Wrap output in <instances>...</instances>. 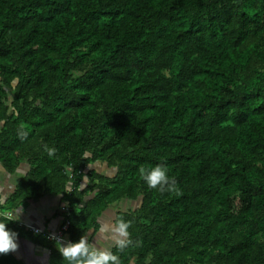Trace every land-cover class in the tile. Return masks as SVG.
<instances>
[{"label":"trees","instance_id":"16d2710c","mask_svg":"<svg viewBox=\"0 0 264 264\" xmlns=\"http://www.w3.org/2000/svg\"><path fill=\"white\" fill-rule=\"evenodd\" d=\"M22 165L0 222L49 264L5 215L45 195L73 242L137 203L121 264H264V0H0V168Z\"/></svg>","mask_w":264,"mask_h":264},{"label":"clouds","instance_id":"9594fccd","mask_svg":"<svg viewBox=\"0 0 264 264\" xmlns=\"http://www.w3.org/2000/svg\"><path fill=\"white\" fill-rule=\"evenodd\" d=\"M139 171L141 178L150 189L158 190L161 193L175 191V180H170L167 170L163 165H156L149 169L141 167ZM9 221L13 220L10 219ZM24 225L34 231L32 227L35 226ZM129 226L127 222L119 220L111 228L113 245L121 251L131 244V241L128 239ZM41 230L46 231L45 229ZM17 239L18 233L10 230L7 227V223L0 222V254H9L17 251L19 248ZM61 240L62 238L56 239V247L63 261H66L67 264H121L120 257L114 254L110 248H102L94 243H90L85 235H82L78 242L68 241L67 243H61Z\"/></svg>","mask_w":264,"mask_h":264},{"label":"rangeland","instance_id":"374dc122","mask_svg":"<svg viewBox=\"0 0 264 264\" xmlns=\"http://www.w3.org/2000/svg\"><path fill=\"white\" fill-rule=\"evenodd\" d=\"M27 166L22 165L16 170L14 174H7L0 168V194H2L1 202H3L11 191V184L17 181L21 175L25 172ZM95 169L100 172H109V169L100 162L92 163L88 166L87 170ZM137 203H133L128 200H123L120 203L109 206L101 215L100 223L101 227L99 231L93 236L91 243L96 244L102 248H110L113 246V239L111 234V228L114 225L113 217L117 210H127L130 208H135ZM59 197L58 196H48L45 195L39 199L26 201L22 206L17 207L12 216L17 219V214L19 218L17 219L20 223H30L35 225V227H43L46 231L54 230L59 225L63 219L62 209H61ZM2 208V206H1ZM32 226V225H30ZM19 245V242H17ZM30 251V250H29ZM19 250L15 251L19 256L21 255ZM23 256V254H22ZM21 258V256H20Z\"/></svg>","mask_w":264,"mask_h":264},{"label":"water","instance_id":"95a60500","mask_svg":"<svg viewBox=\"0 0 264 264\" xmlns=\"http://www.w3.org/2000/svg\"><path fill=\"white\" fill-rule=\"evenodd\" d=\"M17 242H22L24 245H28L31 250H34L36 257L35 260H30V262H27L25 259H22L25 264H49V254L50 250L46 247H42L39 244H34L32 241L18 237ZM17 258H20L18 254L15 252H12ZM22 258V257H21ZM20 258V259H21ZM1 264V263H0Z\"/></svg>","mask_w":264,"mask_h":264},{"label":"built area","instance_id":"2783aa9c","mask_svg":"<svg viewBox=\"0 0 264 264\" xmlns=\"http://www.w3.org/2000/svg\"><path fill=\"white\" fill-rule=\"evenodd\" d=\"M5 215L8 217H12V215L10 213H5ZM68 224H69V221L67 219H65L56 229H54L52 231H45L44 232L43 230H41L39 228H35V227H32V229L35 232L44 233L47 236V238L50 240L56 241V239L62 238L61 243H67L70 240L65 238L64 233L67 230Z\"/></svg>","mask_w":264,"mask_h":264},{"label":"flooded vegetation","instance_id":"af4514ba","mask_svg":"<svg viewBox=\"0 0 264 264\" xmlns=\"http://www.w3.org/2000/svg\"><path fill=\"white\" fill-rule=\"evenodd\" d=\"M35 244V243H34ZM41 246V245H40ZM43 247V246H42ZM28 249H31V248H29V246L28 245H24L22 242H19V248H18V250H19V252H20V254H21V259H25L26 260V258L24 257V256H22V254H25L28 258L30 257V256H32V254L31 253H29L28 251ZM27 251V252H26ZM18 252V253H19ZM35 258H37L36 256L34 257V259H32V257H30V260H35ZM27 261V260H26Z\"/></svg>","mask_w":264,"mask_h":264},{"label":"bare ground","instance_id":"6f19581e","mask_svg":"<svg viewBox=\"0 0 264 264\" xmlns=\"http://www.w3.org/2000/svg\"><path fill=\"white\" fill-rule=\"evenodd\" d=\"M28 250H30L28 252L32 254V256H30V257H32V259H34V257L36 256L35 252H33L34 250H31V249H28ZM23 256L26 258L27 262H30V257L28 258L25 254H23ZM37 258H39V257L37 256Z\"/></svg>","mask_w":264,"mask_h":264},{"label":"crops","instance_id":"0c3cea01","mask_svg":"<svg viewBox=\"0 0 264 264\" xmlns=\"http://www.w3.org/2000/svg\"><path fill=\"white\" fill-rule=\"evenodd\" d=\"M15 182H13L12 184H11V186H12V188H13V184H14ZM12 190V189H11ZM23 224H27V225H32V226H35V225H33V224H30V223H28V222H26V223H23ZM39 228H43V227H40V226H38Z\"/></svg>","mask_w":264,"mask_h":264}]
</instances>
